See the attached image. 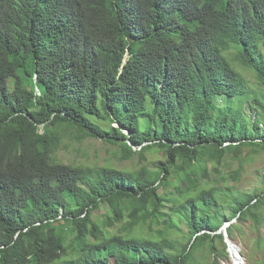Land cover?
<instances>
[{"label":"trees","instance_id":"16d2710c","mask_svg":"<svg viewBox=\"0 0 264 264\" xmlns=\"http://www.w3.org/2000/svg\"><path fill=\"white\" fill-rule=\"evenodd\" d=\"M70 133L162 157L66 164ZM248 147L264 150V0H0V264H193L209 242L220 264L217 232L264 205L221 170Z\"/></svg>","mask_w":264,"mask_h":264},{"label":"rangeland","instance_id":"374dc122","mask_svg":"<svg viewBox=\"0 0 264 264\" xmlns=\"http://www.w3.org/2000/svg\"><path fill=\"white\" fill-rule=\"evenodd\" d=\"M120 18L126 26L128 35L133 33L135 22L130 18L127 10V3L119 11ZM167 40V34L164 32L157 33L152 39L142 41L140 44L132 47V52H135L139 47L153 51L162 48ZM239 72L246 78L249 88H257L258 82L256 74L253 70L247 69L244 66L233 62ZM61 162L66 164H85L88 166H106L111 165L121 170L135 171L144 164L153 168L156 163L161 159L162 155L156 151L148 152L145 155V160L137 153L131 154L126 157L121 152L120 148L116 145L105 143L100 139L86 138L82 141L77 140L75 133H70L65 139L62 148L58 153ZM211 168V167H209ZM221 170L229 180V186H234L235 190L242 194H251L255 190H260L264 187V150L261 148H245L243 150L241 160L233 157H226L225 164ZM240 171V181L235 182L232 180V174ZM231 197L225 198L231 201ZM224 200V201H225ZM104 207L96 215L99 217L106 213ZM225 214L228 218L231 217L229 208L225 209ZM161 220L165 215L159 214ZM234 224L233 237L231 240L227 233L222 230L223 227L217 232L222 234L227 239L223 245L216 243L217 251H221L226 246L227 259L220 261V264H233L232 254L230 253V243L239 246L241 255L244 257L246 264H264V205L259 206L251 213H248L245 221H239L236 218L231 222ZM226 224V223H225ZM224 224V225H225ZM160 226L153 225V230L159 229ZM148 228H145V231ZM70 231L69 228H66ZM181 232L176 231L173 238L178 242L180 249L187 243L188 227L186 224L181 225ZM147 232V231H146ZM148 233V232H147ZM231 241V242H230ZM216 252L211 249L210 242L195 252L193 257V264H213ZM111 259L114 260V249L110 251Z\"/></svg>","mask_w":264,"mask_h":264},{"label":"bare ground","instance_id":"6f19581e","mask_svg":"<svg viewBox=\"0 0 264 264\" xmlns=\"http://www.w3.org/2000/svg\"><path fill=\"white\" fill-rule=\"evenodd\" d=\"M230 245V253L232 254V262L233 264H246V261L244 259V257H242L241 255V249H240V245L236 246L233 245L232 243L229 244Z\"/></svg>","mask_w":264,"mask_h":264},{"label":"water","instance_id":"95a60500","mask_svg":"<svg viewBox=\"0 0 264 264\" xmlns=\"http://www.w3.org/2000/svg\"><path fill=\"white\" fill-rule=\"evenodd\" d=\"M230 226V223H226L224 226H223V229L226 233H227V228ZM227 236H228V233H227ZM227 242V239L225 240ZM231 242V241H230ZM228 243V242H227ZM234 245V244H233Z\"/></svg>","mask_w":264,"mask_h":264}]
</instances>
